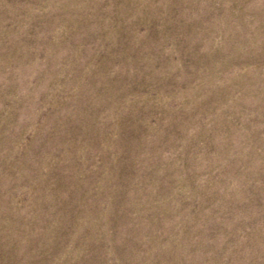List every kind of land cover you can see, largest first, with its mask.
<instances>
[{"label": "rangeland", "instance_id": "1", "mask_svg": "<svg viewBox=\"0 0 264 264\" xmlns=\"http://www.w3.org/2000/svg\"><path fill=\"white\" fill-rule=\"evenodd\" d=\"M0 264H264V0H0Z\"/></svg>", "mask_w": 264, "mask_h": 264}]
</instances>
